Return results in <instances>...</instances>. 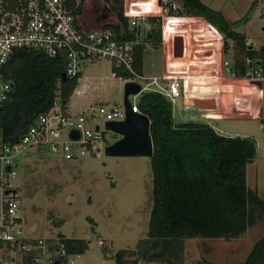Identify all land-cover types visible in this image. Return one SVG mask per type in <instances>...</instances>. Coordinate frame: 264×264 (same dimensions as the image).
Listing matches in <instances>:
<instances>
[{"label": "rangeland", "instance_id": "obj_1", "mask_svg": "<svg viewBox=\"0 0 264 264\" xmlns=\"http://www.w3.org/2000/svg\"><path fill=\"white\" fill-rule=\"evenodd\" d=\"M201 1L220 11L229 22L241 19L238 24L233 25V29L243 32L246 43L249 42L252 48L258 49L264 44V20L259 14L262 10L260 0ZM103 3V0H84L79 19L86 28L116 23L115 14L111 9H106ZM209 25L216 29L205 19L183 18L182 24L171 33L181 35V39L185 38L186 55L183 58L169 55L168 59L177 63L169 69L185 68V64L191 61L193 65H188L189 68H196L194 65L198 61H209L199 63L198 68L210 69L206 72L208 75L219 77L190 79L185 97L192 108L195 106V99L213 100L214 108L198 110L202 114L238 117L232 120H199L210 123L220 134L251 137L255 140L256 157L246 165V183L251 188H257L259 194L264 197V83L261 86L262 95L257 88L255 95L243 94L250 98V104L243 110H237L236 115L223 108L226 100L236 94L240 95L237 85L249 82L224 80L228 75L222 73L218 65L225 60L232 65L234 49L228 39L226 51H223L224 38L220 32L218 37L206 38ZM150 26L148 22L146 27L141 29V34L144 35L145 29L148 30ZM202 33V36L198 35ZM145 45L142 74L159 75L162 71L163 49L161 45ZM217 45L221 46V54L216 53L210 57L197 55L198 52L216 49ZM195 48L199 50L193 56ZM179 63L181 65H178ZM82 73L84 76H90L91 82L84 85L77 83L76 87L80 93H73L68 101L72 110L79 111L91 102L93 107L101 103L124 109L125 83L110 75L107 61L86 64ZM225 84L232 86L224 87ZM190 85L196 87L191 88ZM199 85L208 87L203 91L199 90ZM138 96L139 94H129L128 100L130 103H136ZM215 100L219 110L216 109ZM171 105L174 122L184 120L180 102ZM229 105L234 107L233 103ZM90 123L104 129V118L97 113ZM104 131L106 145L120 138L118 133L106 129ZM104 148L95 156L74 160H63L45 151L37 154L34 150L15 159L18 166L15 183H18L21 191V206L17 212L27 232L32 237L51 240L60 239L62 235L64 238H83L90 241L83 253L71 255L66 264H117L111 256L112 252L133 249L140 238L146 237L152 206V172L149 157L106 155ZM263 236L264 222H261L248 228L241 236L230 240L201 237L185 239L183 264H242L253 244ZM98 240L103 241L102 245H98Z\"/></svg>", "mask_w": 264, "mask_h": 264}, {"label": "trees", "instance_id": "obj_2", "mask_svg": "<svg viewBox=\"0 0 264 264\" xmlns=\"http://www.w3.org/2000/svg\"><path fill=\"white\" fill-rule=\"evenodd\" d=\"M103 1L116 17V23L106 26L122 31L124 37H132L133 32L122 15V1ZM176 1L181 6L179 15L202 17L216 27L224 38V51L228 46L226 40L231 41L233 76L244 75L245 56L256 64L264 60V44L252 48L246 44L245 34L233 29L241 19L229 22L220 11L201 0ZM156 20L148 18L151 26L145 36L155 46L160 41V21ZM145 48V43L135 46L134 68L138 74H142ZM64 66L62 53L49 57L37 50H14L6 63L12 90L0 109L3 141L18 139L38 114L53 105L57 91L62 102L68 101L77 81L62 79ZM136 106L149 119L152 206L146 237L140 238L133 249L112 252L117 264L137 261L183 264L185 239L230 240L264 222V197L246 183V165L256 157L253 138L220 134L199 119L175 123L171 102L157 91H141ZM60 239L71 254H81L88 247L83 238L60 235ZM242 264H264V236L253 244Z\"/></svg>", "mask_w": 264, "mask_h": 264}, {"label": "built area", "instance_id": "obj_3", "mask_svg": "<svg viewBox=\"0 0 264 264\" xmlns=\"http://www.w3.org/2000/svg\"><path fill=\"white\" fill-rule=\"evenodd\" d=\"M121 1L122 15L127 19L129 31L133 32L132 37H124L122 31L104 25L86 28L79 19L83 0H0V109L12 90V82L6 76L8 59L16 49H31L43 52L49 57L62 53L65 59L63 73L66 78H75L77 83L84 65L105 60L109 64L112 77L124 83L136 82L142 91H157L166 96L171 104L181 101L183 119L208 118L211 114H202L198 111L205 110L204 108L196 105L192 108L186 103L185 91L188 89L190 79L219 77L208 75L206 72L210 69L198 68L199 63L209 61H198L194 65L196 68H189L193 65L191 61L185 64V68L169 69L170 66L177 64L168 59L169 55H174V37L181 35L171 33L174 31L171 29L165 32L167 18L192 16L179 15L180 5L176 0ZM260 2L262 10L259 14L264 20V0ZM103 5L110 9L106 2ZM149 17H155L156 21L158 19L160 21L158 45H161L163 51L162 71L159 75L138 74L134 68L135 46L141 43L149 44L145 40L147 29L144 35L141 34V29L146 27ZM210 30L218 37V30L209 25L207 32ZM198 35L202 36L203 33ZM246 44L249 45V42ZM216 47L210 49L211 54L207 57L216 53L221 54V46ZM198 50L195 48L192 55L194 56ZM185 55L186 40L182 37L180 58ZM244 65L246 70L240 77L233 76L232 65L228 61L225 60L218 66L222 73H227L225 79L232 76L236 80L248 81L258 88L262 95L264 60L256 64L249 56H245ZM115 71H120V74H115ZM257 82L260 83V87ZM197 87L204 91L208 86ZM72 93L78 94L80 90L75 86ZM242 100L247 101L240 96L232 98L236 110L248 107V101L246 107L241 106ZM68 101L62 102L60 92L57 91L53 105L46 112L38 114L15 141H3L0 132V264H66L73 255L67 252L61 239L32 237L26 232L22 218L17 212L21 206V191L18 183H15L18 174L15 159L31 150L45 151L63 160L95 156L106 146L105 127L100 129L97 124L90 123V120L95 117V113L101 115L104 122L122 120L124 109L101 103L93 107L91 102L85 104L83 109L74 111L68 105ZM131 107L132 111L139 112L136 103H131ZM73 134L77 136L72 137ZM102 242L97 241L98 245H102ZM126 264L167 263L137 261Z\"/></svg>", "mask_w": 264, "mask_h": 264}, {"label": "water", "instance_id": "obj_4", "mask_svg": "<svg viewBox=\"0 0 264 264\" xmlns=\"http://www.w3.org/2000/svg\"><path fill=\"white\" fill-rule=\"evenodd\" d=\"M216 35L210 30L205 37H215ZM174 55L180 56L182 54V39L180 36L174 37ZM210 51L198 52L197 55H210ZM66 76L63 73L62 79ZM260 87V83H256ZM142 91L141 86L136 82H126L123 90V106L124 119L118 121H105L104 127L106 130L113 131L120 135V138L104 148L106 155H120V156H148L152 155V141L149 134V119L146 115L140 112L132 111L131 103L128 100V95H137ZM195 105L204 108H214V101L211 99L202 100L196 99ZM242 107H246L247 101H240ZM77 135L73 134L72 137Z\"/></svg>", "mask_w": 264, "mask_h": 264}, {"label": "crops", "instance_id": "obj_5", "mask_svg": "<svg viewBox=\"0 0 264 264\" xmlns=\"http://www.w3.org/2000/svg\"><path fill=\"white\" fill-rule=\"evenodd\" d=\"M192 18H196V19H204V18H202V17H196V16H192ZM182 20H183V18L182 17H168L167 18V23L165 24V27H164V29H165V32H167L168 31V29H171V30H174L177 26H179V25H181L182 24ZM102 61V60H101ZM236 80V79H234L232 76H230L229 78H227V79H224L225 81H229V80ZM78 82H81L82 84L81 85H84V83L86 84L87 82H91V79H90V76H84L83 75V73H81V76H80V79H79V81ZM223 86H226V87H231L232 86V84H225V85H223ZM237 87H238V91L240 90V95H234V96H240V97H243V98H246L247 99V101H248V105L250 104V102H249V99H248V97H246V96H243V94L244 93H250V94H252V95H255L254 93L256 92L255 91V87H254V85L252 84V83H249V84H247V83H242L240 86H238L237 85ZM257 90H258V88H257ZM259 91V90H258ZM73 94V93H72ZM71 94V95H72ZM71 95H70V97H71ZM242 95V96H241ZM233 96V97H234ZM70 97H69V99H70ZM233 97H231V98H229L228 100H226V102H225V104H224V106H223V108L228 112V113H231V114H234L235 113V115L237 114V110L235 109V107H231L230 105H229V103H233V101H232V98ZM253 97H255V96H253ZM251 98H252V96H251ZM256 98V97H255ZM253 99V98H252ZM185 101H186V103H188V105H189V101L187 100V99H185ZM180 102V106H181V101H179ZM234 104V103H233ZM218 104H216V106H217ZM229 105V106H228ZM188 108H190V107H188ZM216 109L217 110H219L220 109V107H216ZM221 109H222V107H221ZM208 110V109H207ZM187 113H189L188 112V110H187ZM208 118H211V120L212 121H215V120H232V119H236V118H238V117H233V116H225V117H222V115H220V114H211L210 116H208ZM241 118V117H240ZM182 121H185V119L184 120H182ZM210 124V123H209ZM211 125V124H210ZM39 153V152H38ZM26 232H27V229H26ZM28 233V232H27ZM28 234H30V233H28ZM90 243V241H88V244ZM89 246V245H88ZM76 255H80V254H76Z\"/></svg>", "mask_w": 264, "mask_h": 264}]
</instances>
